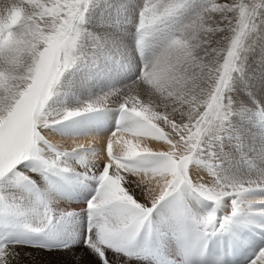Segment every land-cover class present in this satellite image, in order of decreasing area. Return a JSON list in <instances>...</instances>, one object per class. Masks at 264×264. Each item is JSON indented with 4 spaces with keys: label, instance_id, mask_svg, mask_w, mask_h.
Segmentation results:
<instances>
[{
    "label": "snow or ice",
    "instance_id": "1",
    "mask_svg": "<svg viewBox=\"0 0 264 264\" xmlns=\"http://www.w3.org/2000/svg\"><path fill=\"white\" fill-rule=\"evenodd\" d=\"M97 7H109L107 0H0V264H25L23 257L31 264H114L110 253L125 257L124 264L145 258L150 249L139 247L141 234L152 233L153 214L173 196L178 208L165 235L176 237L184 259L167 264H191L210 239L235 226L264 229L255 220L264 217V196L256 195L264 193V167L240 178L224 175L215 163L249 151L241 122L248 105H258L245 69L257 41L264 46V0H204L199 6L195 0H143L134 18L141 57L135 78L52 119L49 101L66 73L123 56L120 8L115 17L98 18L110 28L97 35L86 27ZM150 38L157 43L147 54ZM106 110L118 112L107 135L57 136L52 130ZM259 115L264 120V110ZM257 126L264 137V123ZM89 136L100 138L99 148L80 142ZM57 137L64 143L54 142ZM146 140L167 147L153 150ZM82 153L88 166L79 175L96 182L80 210L87 217L83 231L73 227L80 213L39 198L25 203L17 194L37 188L31 172L47 179L75 171L67 160ZM253 159L264 163V143ZM28 161L38 167L25 172ZM185 194L211 207L196 210ZM248 264H264V247Z\"/></svg>",
    "mask_w": 264,
    "mask_h": 264
},
{
    "label": "bare ground",
    "instance_id": "2",
    "mask_svg": "<svg viewBox=\"0 0 264 264\" xmlns=\"http://www.w3.org/2000/svg\"><path fill=\"white\" fill-rule=\"evenodd\" d=\"M252 59V57H251ZM264 61H262L263 63ZM66 103L58 101L56 98H51L48 105V111L52 113L50 118H58V114H62L66 108ZM74 108V107H73ZM118 117V112L102 111L99 113L85 114L80 117L64 120L60 124L55 125L52 129L57 136H71L74 134H91V135H107L115 127V121ZM81 123V125H78ZM54 142L64 143L57 137ZM80 142L94 144L97 148L100 147L99 137H87L82 138ZM68 144H71V140H67ZM147 146L153 150H163L167 146L163 141H151L146 140ZM87 153H82L79 156H72L68 158L67 165L75 169V171L69 173H57L48 174L47 179H43V173L41 171L31 172L30 175L37 182V188L40 191L43 201L49 203L51 206L58 210H68L80 213V210L85 207V201L93 192L96 182L93 180H85L80 177V173H84L88 162L86 160ZM84 160L85 163L81 164L79 161ZM219 161V160H218ZM218 161H215L217 163ZM220 163V162H219ZM25 172H28L30 168L38 167L36 162L28 161L22 165ZM233 168V167H232ZM234 169V168H233ZM232 172V171H231ZM224 173V172H223ZM230 173V172H229ZM226 175V173L224 174ZM229 175V174H228ZM235 176V172H233ZM228 176V177H233ZM19 197L25 202H35L37 198L33 196V192H25L20 189L17 190ZM256 195L264 196V193H257ZM185 199L191 201L196 210L206 211L211 207L208 202L201 201L197 203L194 199L185 194ZM260 207V205H257ZM178 208L177 197H169L165 201L161 202L157 211L153 214V231L155 246L148 247L146 245V239L144 234H141L139 247L141 249L147 246L150 249L149 254L145 258L130 260L127 264H167L169 261L181 259V245L177 241L175 236L165 235L168 222L171 219L172 213ZM4 217L0 216V221H3ZM8 220L11 223H15V219L9 217ZM256 222L258 224H264V217H257ZM85 214L80 213V218L73 220V227L79 228L81 231L86 229ZM3 229L0 228V235H3ZM167 240L168 243L165 247H161L162 241ZM250 246L251 248H246ZM79 247V246H78ZM260 247H264V229L254 226H235L231 233L218 234L209 240L207 249L203 256L199 257L200 262L194 264H215L218 258L219 252L224 251L226 254L230 252V257L226 256L223 259L224 264H248V261L253 258V255ZM245 249V250H244ZM24 251H32L25 249ZM33 255H35V252ZM173 253V255H169ZM111 257L115 261H119V264H124L125 257L118 256L115 253H110ZM196 256H200L195 254ZM196 259V258H195ZM25 264H31L28 257H23ZM195 262V261H194Z\"/></svg>",
    "mask_w": 264,
    "mask_h": 264
},
{
    "label": "rangeland",
    "instance_id": "3",
    "mask_svg": "<svg viewBox=\"0 0 264 264\" xmlns=\"http://www.w3.org/2000/svg\"><path fill=\"white\" fill-rule=\"evenodd\" d=\"M195 2L199 6L204 3V0H195ZM107 4L109 7L104 9L97 7L90 10L92 19L86 27L90 32L99 35L102 30L110 28V25L100 24L98 18L109 15L115 17L117 14L116 9L120 8L121 28L126 30H118L121 44L123 45V56L113 55L111 61L96 65L77 66L66 73L59 85V90L52 97L66 103V108H75L90 98L102 95L112 87H123L135 78L136 72L134 69L140 63L141 57L136 49V24L134 18L138 17L143 0H107ZM156 43L154 38H150L149 47L146 49L147 54H150ZM262 61H264V46L258 40L254 51L249 56L245 69L247 78L256 85L253 94L258 105L257 107L249 104L251 111L247 113L248 118L241 122L248 137L249 151L243 158L237 154L231 160L219 159L217 165L224 174L226 173V176H230V174L233 176V172H235V176L244 178L254 171L255 168L264 167V163L253 159L255 149L261 143H264V137L258 134L259 128L257 126L259 123H264V120L259 115L260 111L264 110V62L262 63ZM129 64L130 66L126 67ZM239 120L240 118L234 115V127L240 126L237 124Z\"/></svg>",
    "mask_w": 264,
    "mask_h": 264
}]
</instances>
